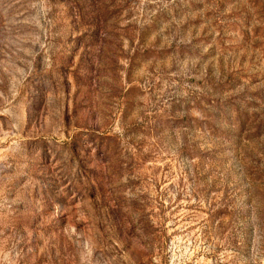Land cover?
I'll use <instances>...</instances> for the list:
<instances>
[{"label": "rangeland", "instance_id": "obj_1", "mask_svg": "<svg viewBox=\"0 0 264 264\" xmlns=\"http://www.w3.org/2000/svg\"><path fill=\"white\" fill-rule=\"evenodd\" d=\"M0 264H264V0H0Z\"/></svg>", "mask_w": 264, "mask_h": 264}]
</instances>
